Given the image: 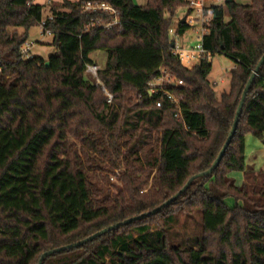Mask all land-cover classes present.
<instances>
[{
    "label": "trees",
    "instance_id": "obj_1",
    "mask_svg": "<svg viewBox=\"0 0 264 264\" xmlns=\"http://www.w3.org/2000/svg\"><path fill=\"white\" fill-rule=\"evenodd\" d=\"M88 2L107 3L117 15L85 12ZM182 6L185 0L146 6L62 0L46 16L47 6L37 0H0V264H39L49 250L161 206L213 165L264 55V0L213 6L202 41L206 54L192 68L174 54L169 38ZM116 17L112 28L98 23ZM44 20L56 54L24 59L30 29ZM190 27L180 20L176 33ZM96 51L104 64L91 57ZM217 54L235 62L230 91L220 96L209 80ZM89 65H101L98 78L112 102L87 73ZM163 67L183 81L169 88L178 109L167 99L157 107L158 96L147 92ZM129 89L142 96L139 103ZM248 133L264 139V65L211 176L196 179L157 214L43 264H264V170L246 167ZM118 170L123 186L110 181ZM234 171L244 173L243 185L230 177ZM193 211L200 230L182 239L174 231L187 228ZM213 235L223 247L218 251Z\"/></svg>",
    "mask_w": 264,
    "mask_h": 264
},
{
    "label": "rangeland",
    "instance_id": "obj_2",
    "mask_svg": "<svg viewBox=\"0 0 264 264\" xmlns=\"http://www.w3.org/2000/svg\"><path fill=\"white\" fill-rule=\"evenodd\" d=\"M49 0H37V3L43 4L47 6L45 15H49L50 5H48ZM135 4L140 6L148 5L149 0H133ZM187 1V0H185ZM239 4L248 5L251 3V0H234ZM61 3V2H59ZM189 15L188 6H182L177 8L175 11V15L173 17V23L170 28L169 38L171 40H175L178 52H190L198 45L202 43L203 36V25L199 21L200 17L196 13H191L189 15L190 29L184 35H178L176 33L177 26L180 20H182L185 16ZM166 16H169L166 14ZM199 18V19H198ZM228 20V18H226ZM18 31L20 33L24 32L23 28H19ZM28 41L34 43L32 47V55L37 57H42L44 59H49L52 55L56 54V49L51 45L53 42V36L50 34H44V30L41 25L35 26L30 29L28 34ZM91 57L96 59L99 64H104L106 57L100 51H96L92 53ZM213 69L209 76V80L212 84L219 83L215 85V91L218 96L222 95L224 92H229L231 87V71L235 66V62L228 58L225 55L217 54L210 59ZM183 64L186 67L192 68L193 66L200 63V57H196L194 59H183ZM221 80L223 82L221 83ZM131 98L133 102L136 101V92L133 89H129ZM246 167L247 169H254L257 171L264 170V139H260L255 137L252 133L246 134ZM120 172V170H118ZM121 172L116 173L111 177V184H117L123 186L124 181L120 178ZM230 177L235 181L238 186L243 185L244 173L241 171H234L230 174ZM226 203L229 207L236 206V200L233 198H228ZM200 219V215L198 212L193 211V214L190 216L188 220L187 228L183 226H178L174 232L179 233L182 239L185 237H191L195 235L200 229L198 227V222ZM181 221H185V216L181 217ZM211 244L212 248L215 251L222 249L223 247L219 245L220 239L217 235L211 236ZM220 246V248H219Z\"/></svg>",
    "mask_w": 264,
    "mask_h": 264
},
{
    "label": "built area",
    "instance_id": "obj_3",
    "mask_svg": "<svg viewBox=\"0 0 264 264\" xmlns=\"http://www.w3.org/2000/svg\"><path fill=\"white\" fill-rule=\"evenodd\" d=\"M187 6L189 8V15L191 13H196L200 17V22L203 25L204 31L202 36V41L204 35L208 33L207 25L209 24L213 13H212V7L213 6H221L226 3V0H187ZM83 9L85 12H98V11H104V12H110L114 15H117V11L111 7L107 3H99V2H88L83 6ZM189 15L186 16L187 20L186 22L188 24L192 23V20L189 21ZM52 19V17H50ZM199 19V18H198ZM100 27L105 28H112L118 23L117 17L113 20V22L103 24L98 22ZM94 24V23H92ZM88 25L87 29L92 25ZM45 29L46 21H42L40 24ZM44 34H50L52 35V31L46 30ZM203 43V42H202ZM198 45L196 48H194L190 52H178L177 46L175 43V49L174 54L177 55L181 61H183L184 58L186 59H194L196 57H202L204 54H206V51L203 47V44ZM34 46V43L29 42L28 40L25 42L24 46L22 47V56L24 59L31 58L32 55V47ZM101 69V65H89L87 68V73H90L92 76H94L97 79V84L101 85L103 90L105 91L106 95L109 98V102H112L113 96L108 92L107 88L102 85L101 81L98 78V72ZM1 72V69H0ZM223 80H221V83ZM219 83H214L213 85H218ZM183 85L182 80H177L166 68H161L160 73L158 76L152 80L149 85L147 92L150 97L158 96V99L156 100V106L162 107L164 100H169L171 103L175 105V108L180 107L179 99L176 97V95L169 89L171 87H177ZM142 99V96H136V101L139 103Z\"/></svg>",
    "mask_w": 264,
    "mask_h": 264
},
{
    "label": "water",
    "instance_id": "obj_4",
    "mask_svg": "<svg viewBox=\"0 0 264 264\" xmlns=\"http://www.w3.org/2000/svg\"><path fill=\"white\" fill-rule=\"evenodd\" d=\"M186 16L181 20V22L184 24L186 23ZM175 40H172L171 42V46L172 48L175 47ZM46 65L49 67L50 66V62L48 61L46 63ZM264 65V55L263 57L261 58L260 62L258 63L255 71L253 72V74L251 75L244 91H243V94H242V97H241V100H240V103H239V106H238V110H237V113H236V116H235V120H234V124L232 126V129H231V132L223 146V148L221 149L220 153L218 154L216 160L214 161L213 165L205 172L201 173V174H198L194 177H192L188 182L187 184L184 186V188L178 193L176 194L175 196H173L171 199H169L168 201H166L165 203H163L161 206L149 211L148 213H144V214H141L139 216H136V217H133V218H129L123 222H119L117 224H114V225H111L107 228H104L102 229L101 231H98L96 233H94L93 235H91L90 237L88 238H85L84 240H81L79 242H76L74 244H70V245H67V246H63V247H60V248H56V249H53V250H49L47 252H45L40 260H39V264H43L44 261L52 256V255H55L57 253H61V252H64V251H67V250H70V249H73V248H77V247H80L90 241H93L103 235H105L106 233L116 229V228H119L123 225H127V224H130L134 221H137V220H141L147 216H151V215H155L157 214L158 212H160L163 208H165L166 206L170 205L173 203V201H175L183 192H185L190 186L191 184L198 178H205V177H208V176H211L213 174V172L217 169V167L220 165L229 145L231 144L235 134H236V131H237V128H238V125H239V121H240V117H241V114H242V111H243V107H244V104H245V101H246V98L253 86V83L256 79V77L258 76L261 68L263 67Z\"/></svg>",
    "mask_w": 264,
    "mask_h": 264
},
{
    "label": "crops",
    "instance_id": "obj_5",
    "mask_svg": "<svg viewBox=\"0 0 264 264\" xmlns=\"http://www.w3.org/2000/svg\"><path fill=\"white\" fill-rule=\"evenodd\" d=\"M59 2H62V0H49L47 4L50 5L51 3H59Z\"/></svg>",
    "mask_w": 264,
    "mask_h": 264
}]
</instances>
